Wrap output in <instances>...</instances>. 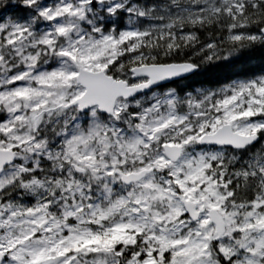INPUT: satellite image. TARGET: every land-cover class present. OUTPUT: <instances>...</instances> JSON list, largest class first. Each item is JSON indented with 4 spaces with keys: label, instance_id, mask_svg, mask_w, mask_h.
I'll list each match as a JSON object with an SVG mask.
<instances>
[{
    "label": "snow or ice",
    "instance_id": "snow-or-ice-1",
    "mask_svg": "<svg viewBox=\"0 0 264 264\" xmlns=\"http://www.w3.org/2000/svg\"><path fill=\"white\" fill-rule=\"evenodd\" d=\"M0 264H264V0H0Z\"/></svg>",
    "mask_w": 264,
    "mask_h": 264
},
{
    "label": "trees",
    "instance_id": "trees-1",
    "mask_svg": "<svg viewBox=\"0 0 264 264\" xmlns=\"http://www.w3.org/2000/svg\"><path fill=\"white\" fill-rule=\"evenodd\" d=\"M253 63H254L255 66H257V67L259 66V62L258 61H255Z\"/></svg>",
    "mask_w": 264,
    "mask_h": 264
}]
</instances>
